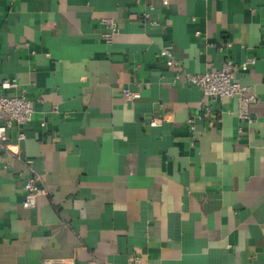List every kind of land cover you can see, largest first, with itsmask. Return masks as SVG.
<instances>
[{
	"label": "crops",
	"instance_id": "obj_1",
	"mask_svg": "<svg viewBox=\"0 0 264 264\" xmlns=\"http://www.w3.org/2000/svg\"><path fill=\"white\" fill-rule=\"evenodd\" d=\"M248 59L252 121L188 80ZM0 91L36 108L0 161V264H264V0H0Z\"/></svg>",
	"mask_w": 264,
	"mask_h": 264
},
{
	"label": "built area",
	"instance_id": "obj_2",
	"mask_svg": "<svg viewBox=\"0 0 264 264\" xmlns=\"http://www.w3.org/2000/svg\"><path fill=\"white\" fill-rule=\"evenodd\" d=\"M164 5H169L171 0H162ZM149 18V14L144 15ZM110 32L105 37L111 41L113 35L117 32L114 21H109ZM225 43L224 46H230ZM161 56L165 59L167 65L172 67L177 64L173 46L167 44L161 50ZM256 59H248L245 63L237 66L233 60H228L223 68L219 71H209L198 75H188V80L199 87L205 99L209 97L220 98H236L239 105V117L243 120L252 121L250 113L245 108V104L257 101V97L250 93V89L236 80V73L248 71L251 64ZM16 85L10 81H4L2 89H11ZM125 100L130 103H136L141 97V91H133L130 88L123 89ZM206 103L202 104L205 107ZM36 108L26 95L9 96L0 91V161L2 154L9 151V143L11 133L14 129H18V140L22 141L26 138L25 127L34 119ZM151 125H158L157 121H152ZM44 191L41 189L40 177L37 173L32 172L28 175L25 183V199L23 206L26 208H34L37 205L38 198ZM50 264H67V261H59ZM134 264H143L140 257H136Z\"/></svg>",
	"mask_w": 264,
	"mask_h": 264
}]
</instances>
